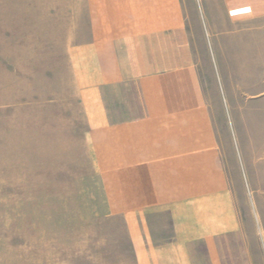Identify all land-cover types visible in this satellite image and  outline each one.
<instances>
[{
	"label": "crops",
	"instance_id": "obj_1",
	"mask_svg": "<svg viewBox=\"0 0 264 264\" xmlns=\"http://www.w3.org/2000/svg\"><path fill=\"white\" fill-rule=\"evenodd\" d=\"M76 4L67 47L115 260L264 264V0Z\"/></svg>",
	"mask_w": 264,
	"mask_h": 264
},
{
	"label": "rangeland",
	"instance_id": "obj_2",
	"mask_svg": "<svg viewBox=\"0 0 264 264\" xmlns=\"http://www.w3.org/2000/svg\"><path fill=\"white\" fill-rule=\"evenodd\" d=\"M77 1L0 0V264H119L67 47Z\"/></svg>",
	"mask_w": 264,
	"mask_h": 264
}]
</instances>
